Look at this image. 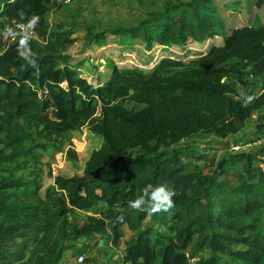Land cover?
Instances as JSON below:
<instances>
[{"label":"trees","instance_id":"16d2710c","mask_svg":"<svg viewBox=\"0 0 264 264\" xmlns=\"http://www.w3.org/2000/svg\"><path fill=\"white\" fill-rule=\"evenodd\" d=\"M50 4L53 0H0V16L7 22L40 17L31 41L39 70H22L18 41H0V264L21 259L4 249L18 235L36 236L39 252L33 264H56L63 257L56 232L87 238L99 234L102 242L110 239L116 246L124 227L135 232L125 241L123 260L129 264H186L185 249L191 243L198 264H219L217 253L242 264H259L264 254V178L225 195L213 174L232 160L247 159L249 169L254 156L238 152L222 158L213 171L212 163L198 171L184 160L186 155L203 157L194 148L134 157L128 149L152 142L154 152L198 132L226 137L242 130L252 111L264 104V81L254 96L253 82L247 78L249 73L264 76V25L218 31L207 9L211 0L188 3L178 13L150 15L121 35L184 50L191 42L198 44V53L180 60L163 57L148 72L112 64L109 78L92 86L78 72L89 57L76 60L61 53L77 40L64 31L49 30L45 14ZM108 35H98L92 45L103 46ZM235 84L242 92H236ZM246 96L253 99L246 102ZM85 124L97 147L88 150L79 172L58 173L45 187L40 151ZM69 154L73 162L77 154ZM149 183L174 190V208L154 215L125 212V221L117 223L121 209ZM224 201L227 206H222ZM99 202L107 206L104 215L64 226L74 208L89 210ZM241 217L253 224L239 225ZM157 224L168 232H157L153 238ZM236 244L245 248L233 250ZM203 249L207 257L199 254Z\"/></svg>","mask_w":264,"mask_h":264},{"label":"rangeland","instance_id":"374dc122","mask_svg":"<svg viewBox=\"0 0 264 264\" xmlns=\"http://www.w3.org/2000/svg\"><path fill=\"white\" fill-rule=\"evenodd\" d=\"M200 1L202 0H53V4L49 5L45 14V20L49 30L64 31L77 40L75 44L68 46L61 53L70 54L76 60L83 55L88 56L89 58H86L87 61L79 67L78 72L87 78L89 84L95 86L102 84L109 78L111 75L110 65L112 64L119 68L135 67L148 72L151 66L163 57L179 58L180 60L197 54L198 44L194 45L187 42L188 44L185 45L191 48L187 50H184L183 46L171 44L161 47L156 42L146 45L147 42L141 37L124 36L121 35V32L138 26L150 15L161 17L167 12L178 13L188 3ZM207 9L213 14L218 31H221L222 28L230 30L244 25H264V0H211ZM3 23L8 24L9 22L4 16H0V27L3 26ZM114 32L119 35L111 36L110 33ZM104 34H109L107 44L94 47L92 45L93 39ZM0 41L4 45L14 42V40L11 41L3 37H0ZM86 51L89 52L88 55L82 54ZM247 78L253 82L254 96L258 95L261 92L264 76L249 73ZM233 88L236 92L243 90L240 84H235ZM231 96L237 98L234 93ZM100 104L98 102V105ZM263 114L264 104L252 111L242 130L226 137L219 136L214 132H198L170 146H159L154 152L152 151L156 146L152 142L146 147L137 145L129 148L128 152L134 157L138 153L149 156L153 153H170L177 148H194L203 157L197 159L192 158L191 155H186L184 160L191 162V167L198 171L202 170L205 164L210 166L211 163L213 171L222 158L238 152L254 156L249 169H247L249 164L247 159L246 161L242 159L232 160L224 166L222 171L213 172L215 183L222 186L223 193L225 195H227L226 193L232 194L231 191L240 189L246 183L258 184L260 179L264 178V140L259 134L260 130L257 126L261 122ZM98 115L99 110L93 116ZM92 140V136L88 133V126L85 124L79 130L69 132L58 140L50 141L47 149L40 151L43 168L41 180L44 186L53 184L58 173L79 172L88 150L97 147ZM69 150H73L77 154L73 162L70 160ZM48 170L49 173H47ZM219 204L221 203L219 202ZM227 204L228 202L224 201L222 206H227ZM213 210L218 213L219 208L214 207ZM106 211L107 206L103 202H99L89 210L74 208L71 213L66 215L67 223L64 226L68 228L75 220L82 222L91 216L101 217ZM64 218L65 216L60 217L59 220L64 221ZM107 222L110 223V220ZM240 224L251 225L253 222L250 218L241 217L239 219ZM214 229L223 231L225 228L215 226ZM122 232V239L115 246L112 245L110 239L107 242H102L101 238L103 237L99 234L87 238L69 234L61 235L59 234L61 232L58 231L56 238H59L58 247L62 248L63 257L56 264H129L123 260L125 241L132 237L135 232H130L125 227ZM157 232H168V229L162 224H157L153 229V238ZM246 232L249 233L250 230L247 229ZM35 238V235L28 237L18 235L6 243L4 249L19 254L15 255V258L22 256L21 259H15L13 264H33L32 258L39 252ZM244 248L245 245L242 244H236L232 247L233 250ZM78 249L86 251L80 253L76 251ZM185 252L188 254L195 252L192 243L185 249ZM199 252L202 257L208 256L207 249ZM78 254L83 255L81 263L75 259ZM217 255L220 257L219 264H242L239 259L231 255L221 253H217ZM259 264H264V254Z\"/></svg>","mask_w":264,"mask_h":264},{"label":"clouds","instance_id":"9594fccd","mask_svg":"<svg viewBox=\"0 0 264 264\" xmlns=\"http://www.w3.org/2000/svg\"><path fill=\"white\" fill-rule=\"evenodd\" d=\"M40 22L38 15H33L28 18L26 23H20L13 27L10 24L3 23L0 27V37L5 39H12L18 41L17 55L24 64L21 66L22 70L28 67L39 70L38 56L31 48V41L36 36V28ZM66 84L67 82H63ZM63 86V84L61 85ZM242 95H244L242 93ZM246 102H250L253 97L246 96ZM176 195L175 191L170 189L166 184L153 185L151 183L145 185L142 193L135 199L128 201L127 207L121 209V215L117 216V223L125 221V212H139L154 215L160 212L168 213L174 208L173 197ZM189 264H193L192 261Z\"/></svg>","mask_w":264,"mask_h":264},{"label":"built area","instance_id":"2783aa9c","mask_svg":"<svg viewBox=\"0 0 264 264\" xmlns=\"http://www.w3.org/2000/svg\"><path fill=\"white\" fill-rule=\"evenodd\" d=\"M20 23H25V22H21V21H17V20H11L8 24L15 27V25L20 24ZM9 40L13 41L12 39H9ZM261 124L262 125H261V129H260L259 134L262 136V139L264 140V120H262ZM185 255H186V264H189L190 261H192L193 264H198L197 262H198L199 256H197L196 254H193V253L188 254L186 252H185ZM75 259L78 263H81L83 261V255L78 254Z\"/></svg>","mask_w":264,"mask_h":264}]
</instances>
